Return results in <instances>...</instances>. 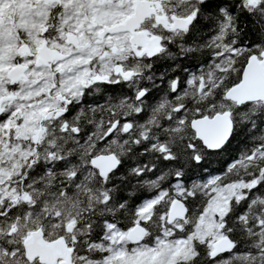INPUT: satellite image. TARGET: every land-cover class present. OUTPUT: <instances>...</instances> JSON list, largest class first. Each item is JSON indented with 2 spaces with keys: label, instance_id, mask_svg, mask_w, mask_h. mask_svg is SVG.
<instances>
[{
  "label": "snow or ice",
  "instance_id": "6c2138e0",
  "mask_svg": "<svg viewBox=\"0 0 264 264\" xmlns=\"http://www.w3.org/2000/svg\"><path fill=\"white\" fill-rule=\"evenodd\" d=\"M0 264H264V0H0Z\"/></svg>",
  "mask_w": 264,
  "mask_h": 264
},
{
  "label": "trees",
  "instance_id": "16d2710c",
  "mask_svg": "<svg viewBox=\"0 0 264 264\" xmlns=\"http://www.w3.org/2000/svg\"><path fill=\"white\" fill-rule=\"evenodd\" d=\"M251 39V36L249 37ZM182 63L189 69V71H196L197 70V60L196 59H184ZM165 70L164 65H157L156 71L159 75L160 72ZM184 75L183 73H173V75ZM156 83L159 85V90L153 89L152 93L148 97L149 103H155L161 96H163V90L167 87V79L165 81L161 82L159 79H157ZM131 95V93H129ZM171 98V97H170ZM100 103H103V100H100ZM143 120V117H141V121ZM126 138V137H125ZM245 141L243 138H240L238 140H234L230 151L228 154H226L223 158H213V162L210 165H206L209 168V171L212 173H218L224 170L226 167V164L230 162L233 158L239 155V153L244 149ZM142 162L147 163L148 158L144 157L142 158ZM198 175L206 176L207 173H204L200 171L197 173ZM188 176L195 178L191 172L188 173ZM154 178V177H153ZM125 223L121 224V227H124Z\"/></svg>",
  "mask_w": 264,
  "mask_h": 264
}]
</instances>
